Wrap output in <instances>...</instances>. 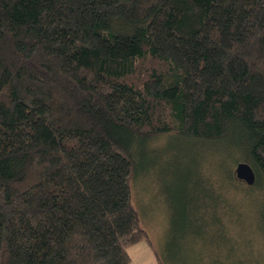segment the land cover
I'll use <instances>...</instances> for the list:
<instances>
[{
	"label": "trees",
	"instance_id": "16d2710c",
	"mask_svg": "<svg viewBox=\"0 0 264 264\" xmlns=\"http://www.w3.org/2000/svg\"><path fill=\"white\" fill-rule=\"evenodd\" d=\"M163 135L221 156L190 173L194 225L264 230V0H0V264H130ZM226 224L208 264H264Z\"/></svg>",
	"mask_w": 264,
	"mask_h": 264
},
{
	"label": "rangeland",
	"instance_id": "374dc122",
	"mask_svg": "<svg viewBox=\"0 0 264 264\" xmlns=\"http://www.w3.org/2000/svg\"><path fill=\"white\" fill-rule=\"evenodd\" d=\"M170 138L163 135L149 144V149L154 151L144 154L146 170L134 181L133 198L139 207L133 202L142 212L148 238L129 247L130 264H208L212 253H223V240L230 239L229 232L223 228L226 223L237 229L232 243L239 245L240 239H264V230L255 216L246 215L244 220L237 219L238 223L233 221L236 209L222 210L223 226L221 222L209 221L213 211L210 206L201 208L202 222L197 225L191 222V212L202 199L194 194L190 173L206 169L205 158L217 162L221 156L217 152H198L191 143ZM239 184L234 186L237 202L242 200L239 193L243 188ZM193 196L197 197L195 203L187 200ZM184 232L187 238L180 239L186 237ZM162 251L167 252L166 256Z\"/></svg>",
	"mask_w": 264,
	"mask_h": 264
},
{
	"label": "water",
	"instance_id": "95a60500",
	"mask_svg": "<svg viewBox=\"0 0 264 264\" xmlns=\"http://www.w3.org/2000/svg\"><path fill=\"white\" fill-rule=\"evenodd\" d=\"M235 172L238 178L245 180L248 184H253L256 180L255 171L247 162H239L236 165Z\"/></svg>",
	"mask_w": 264,
	"mask_h": 264
}]
</instances>
